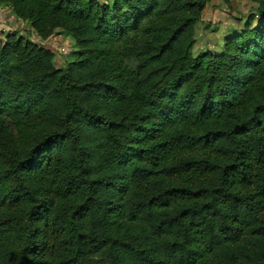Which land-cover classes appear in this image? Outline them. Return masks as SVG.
Masks as SVG:
<instances>
[{"label": "trees", "instance_id": "obj_1", "mask_svg": "<svg viewBox=\"0 0 264 264\" xmlns=\"http://www.w3.org/2000/svg\"><path fill=\"white\" fill-rule=\"evenodd\" d=\"M213 0H0V264H264V0L193 56ZM230 4V0H224Z\"/></svg>", "mask_w": 264, "mask_h": 264}, {"label": "rangeland", "instance_id": "obj_2", "mask_svg": "<svg viewBox=\"0 0 264 264\" xmlns=\"http://www.w3.org/2000/svg\"><path fill=\"white\" fill-rule=\"evenodd\" d=\"M99 1L110 3L114 0ZM256 8L250 0H230V4H226L224 0H213L197 25L193 56L197 57L205 52L221 53L226 40L244 29L251 15H255ZM11 33H18L52 50L55 54L54 64L58 69L65 68L76 57L77 48L72 37L58 32L49 40L42 41L30 24L18 20L11 9L0 5V47Z\"/></svg>", "mask_w": 264, "mask_h": 264}, {"label": "crops", "instance_id": "obj_3", "mask_svg": "<svg viewBox=\"0 0 264 264\" xmlns=\"http://www.w3.org/2000/svg\"><path fill=\"white\" fill-rule=\"evenodd\" d=\"M3 10V9H2Z\"/></svg>", "mask_w": 264, "mask_h": 264}]
</instances>
